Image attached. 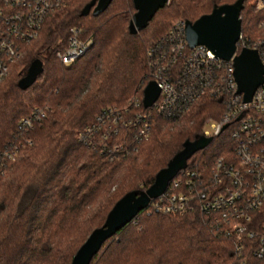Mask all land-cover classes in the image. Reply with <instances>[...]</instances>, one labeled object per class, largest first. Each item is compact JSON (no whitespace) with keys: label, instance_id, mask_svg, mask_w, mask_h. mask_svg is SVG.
<instances>
[{"label":"trees","instance_id":"16d2710c","mask_svg":"<svg viewBox=\"0 0 264 264\" xmlns=\"http://www.w3.org/2000/svg\"><path fill=\"white\" fill-rule=\"evenodd\" d=\"M89 1L65 0L50 13L0 80V264H70L118 198L147 188L185 140L202 135L205 121L226 110L222 97L208 93L181 116L150 113L145 133L130 126L107 139L100 133L78 139L103 110L141 97L151 74L147 51L175 22H193L236 0H168L136 33L129 31L132 0H112L98 16H84ZM255 5L243 1L239 48L264 37V11ZM73 28L91 44L65 64L58 53ZM34 59L43 70L21 89L18 81ZM26 117L32 128L20 127ZM234 127L212 135L185 168L209 174L219 156L233 152ZM153 200L107 238L89 264H264V252L255 253L257 236L245 239L238 252L234 235L203 211H163ZM255 222L264 223V202Z\"/></svg>","mask_w":264,"mask_h":264},{"label":"built area","instance_id":"2783aa9c","mask_svg":"<svg viewBox=\"0 0 264 264\" xmlns=\"http://www.w3.org/2000/svg\"><path fill=\"white\" fill-rule=\"evenodd\" d=\"M64 1L0 0V80L22 56V44L38 36L45 18ZM255 7L264 11V0H256ZM184 27V20L175 22L147 51L151 70L149 81H154L160 90L154 103L144 107L142 90L141 97L132 98L125 108L103 110L95 123L78 132L77 137L86 141L100 133L102 139H107L130 126H138L140 133H145L150 127L152 112L168 117L181 116L204 94L222 97L226 106L224 114L218 120L207 119L202 135L211 136L224 126L234 125L231 132L233 152L219 156L207 175L188 167L180 169L178 179H173L163 193L152 198L153 204L163 211H203L211 222L234 235L238 252L245 239L257 236L259 248L255 253L261 256L264 223L258 227L255 216L264 202V80L254 91L251 101L243 102L233 76V57L242 47L255 49L264 67V37L252 47L242 44L239 48L237 42L232 57L222 60L205 45L189 47ZM79 33L73 28L67 48L58 53L65 64L82 56L91 44L89 39H81ZM241 38L242 35L239 41ZM32 125V119L26 117L20 127L32 128Z\"/></svg>","mask_w":264,"mask_h":264},{"label":"water","instance_id":"95a60500","mask_svg":"<svg viewBox=\"0 0 264 264\" xmlns=\"http://www.w3.org/2000/svg\"><path fill=\"white\" fill-rule=\"evenodd\" d=\"M112 0H90L82 9V15L93 16L102 13ZM244 0L231 4L216 5L208 14L195 21H185V37L189 47L205 45L216 58L229 60L236 52L237 42L241 35L240 12ZM168 0H132L135 12L129 22V31L136 33L142 30L152 19L158 9L164 7ZM233 76L237 84V93L243 95V102H250L256 88L264 80V67L255 49L242 47L233 57ZM43 70L40 59H34L25 74L19 79L21 89L29 87ZM159 88L154 81H149L143 89V105L151 106L158 98ZM223 128H226L224 126ZM213 136L200 135L192 140H185L180 150L172 155L166 165L160 168L153 182L145 189H134L125 192L112 205L102 225L94 228L76 250L70 264H89L91 258L99 251L107 238L128 223L141 209L145 208L152 198L164 192L170 180L180 169L184 168L187 159L197 150L206 147Z\"/></svg>","mask_w":264,"mask_h":264},{"label":"rangeland","instance_id":"374dc122","mask_svg":"<svg viewBox=\"0 0 264 264\" xmlns=\"http://www.w3.org/2000/svg\"><path fill=\"white\" fill-rule=\"evenodd\" d=\"M2 80V79H1Z\"/></svg>","mask_w":264,"mask_h":264}]
</instances>
